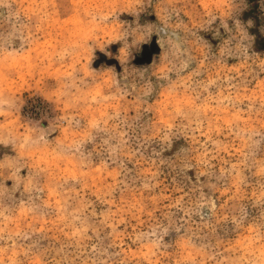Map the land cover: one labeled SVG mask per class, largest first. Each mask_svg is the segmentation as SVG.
Returning a JSON list of instances; mask_svg holds the SVG:
<instances>
[{
    "label": "rangeland",
    "instance_id": "374dc122",
    "mask_svg": "<svg viewBox=\"0 0 264 264\" xmlns=\"http://www.w3.org/2000/svg\"><path fill=\"white\" fill-rule=\"evenodd\" d=\"M11 2L0 264H215L264 246L246 111L264 96V0ZM241 37L247 55L222 54Z\"/></svg>",
    "mask_w": 264,
    "mask_h": 264
},
{
    "label": "clouds",
    "instance_id": "9594fccd",
    "mask_svg": "<svg viewBox=\"0 0 264 264\" xmlns=\"http://www.w3.org/2000/svg\"><path fill=\"white\" fill-rule=\"evenodd\" d=\"M139 2V0H138ZM0 6L6 7L10 10L12 9V2L9 0L8 3H3V0H0ZM243 38L241 37L239 40L235 42L232 39L225 41L223 45L224 55L230 56H245L247 55L246 46L242 43ZM9 42V35L5 34L3 30H0V48H4ZM259 75H264V64L258 66ZM14 105V101L12 98L6 94H0V111L12 110ZM247 112H251L254 115H258L261 117L259 124L260 127L252 126L249 130L252 132L254 136H258L259 139L252 141L251 147L253 151L264 152V96H262L259 102L255 105L249 104L246 109ZM10 239L11 237H7ZM0 239H5L4 236L0 235ZM5 249H0V252H5ZM251 256L248 257H240V256H232L230 257L226 253L220 254L222 258L217 259L215 264H264V246H261L259 249H250Z\"/></svg>",
    "mask_w": 264,
    "mask_h": 264
}]
</instances>
